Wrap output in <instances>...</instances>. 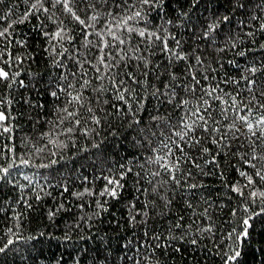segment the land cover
<instances>
[{
	"label": "trees",
	"instance_id": "16d2710c",
	"mask_svg": "<svg viewBox=\"0 0 264 264\" xmlns=\"http://www.w3.org/2000/svg\"><path fill=\"white\" fill-rule=\"evenodd\" d=\"M35 2L0 0V17H4L0 19V30L12 24L7 37L0 38V51L7 49L4 59H8L10 53L13 58L11 71L19 72L11 89L0 84V96L12 101L9 110L13 117L10 122L13 139L8 140V134H4L0 144L7 146L3 148L4 153L13 145L16 149L8 158H0L3 166L13 165L9 175L0 180V247L8 239L14 241L4 253H0V264H221L215 254L216 245L231 244L232 241L226 239L227 232L232 227L239 230L240 219L259 212L262 206L259 201L247 200L249 189L244 190L243 198L230 190L237 181L241 185L246 183L239 170L253 172L241 160L245 152L251 151L248 141L243 136L240 141L234 139L233 133L227 129L233 113L229 112L228 119L222 120L220 104L213 102L212 116L221 120L218 127L227 133L224 143L230 147L213 144L208 133L197 132L201 144L194 148L185 146V152L189 157H199L196 162L203 171L176 152L183 172V175L176 173L181 184L177 186L170 181L157 194L153 187L168 179V175L146 158L153 155L152 149L164 154L166 150L159 141L169 135V129L164 126V121H152L150 117H170L171 123L175 124L188 106L174 109L162 102L165 97L157 100L150 93L169 82L170 73L177 76L172 83L193 84L186 71V65H192L206 90L209 85L219 84L228 93L240 91L238 100L241 97L247 100L250 94L243 90L244 82L237 85L231 81L240 80L242 72L249 74L245 68L254 66L258 69L254 78L264 82V49L260 47L264 44V32L259 30V25L264 23V0H165L163 7L145 6L149 27L167 28L180 40L188 59L178 61L173 58L169 67L167 54L156 47L155 54L149 57L146 77L143 66L137 67L140 63L137 60L128 61L127 67L121 62L113 69L114 73H119L117 80L127 81L124 73L132 72L141 83L129 86L135 88L139 97H147L139 101L143 105L139 115L141 124H132L131 127L130 118L118 116L112 107V104L121 108L126 105L116 99L108 78L97 79L107 72L99 65L98 38L89 36L92 44L85 47L87 41L80 26L63 14L59 5L51 8L53 0H44V6L49 7V12L45 13L42 9L31 8ZM238 3L244 7L236 6ZM100 7L107 10L106 5ZM113 11L118 9L113 8ZM78 14L83 18V13ZM253 15L257 19L253 20ZM59 20L64 21L67 35L63 41L50 40L44 33L54 32ZM165 20L172 23L166 24ZM209 25H216L215 31L204 38L203 33ZM96 27H101L99 22ZM250 31L253 36L247 35ZM156 45L159 46V41ZM139 46L142 52L137 55H146L144 44ZM169 46L174 47L175 42L169 40ZM241 51L245 55H239ZM61 52L63 56L59 55ZM197 56L202 65L197 64ZM16 57L22 63H15ZM96 67H101L100 73L96 72ZM204 75L207 80L202 78ZM85 80L90 83L84 85ZM225 80L229 82L224 83ZM69 84L74 87L69 88ZM101 86L104 91H96ZM61 87L66 91H60ZM165 91L170 93L171 89ZM52 92L57 96L53 97ZM68 92L80 93L83 97L80 103L67 105L69 111L79 113L70 118L80 119L79 126L69 121L59 122L66 115L61 110L71 99ZM176 92L177 98H190L182 87H177ZM199 94L198 86L196 95ZM259 99L264 102V97ZM131 102L134 109L138 108L135 99ZM196 103L193 99L192 105ZM89 107L93 109L92 113L88 112ZM93 115L100 119L99 126L92 121ZM157 124L161 125L159 129ZM149 125L157 132L156 137H149L151 144L145 140L147 132L142 134L139 131ZM68 127H73L74 131L67 133ZM211 135L218 137L216 133ZM203 147H207L209 153H203ZM37 148L43 151L38 152ZM261 151L257 148V155ZM213 156L218 165L205 163ZM22 160L29 163L23 164ZM128 168L132 171L121 181L124 187L119 190L118 198L99 195L106 185L104 177L119 178ZM189 169L191 177L187 175ZM155 171L161 174L153 177L151 173ZM254 179L256 189L264 190V182L255 176ZM190 184L198 187L190 189ZM167 200L171 203L165 206ZM131 204H135L132 215L137 210L147 212L146 216L138 215V222L134 225L129 223ZM245 207L249 209L248 213L244 212ZM233 210L237 212L235 217ZM251 223V240L244 250L242 264H264V252L253 251L264 246V215L254 216ZM209 226L212 233L200 231ZM9 228L12 233L7 231ZM156 234L161 237L159 241L153 239ZM173 236L176 239H172ZM193 238L197 239L196 245L190 243Z\"/></svg>",
	"mask_w": 264,
	"mask_h": 264
},
{
	"label": "snow or ice",
	"instance_id": "6c2138e0",
	"mask_svg": "<svg viewBox=\"0 0 264 264\" xmlns=\"http://www.w3.org/2000/svg\"><path fill=\"white\" fill-rule=\"evenodd\" d=\"M164 4L165 0H118V2L117 0H53V2L50 3L51 8H56L59 5L62 9V13L70 16L71 19L80 26L84 39L87 41L85 47L92 44V41L88 39L89 36L95 35L98 38L99 44H97L96 47L100 53L99 65L106 69L107 72L104 75L98 76L97 79L103 80L105 79V76L108 78L111 87L116 92V99L126 105L125 108H121L117 104H112V107L116 109L118 116L123 115L130 118V127L132 124H141L139 115L143 105L140 104L139 101L141 99L146 100L147 97H139L135 88L129 86V84L141 83V81L136 78L132 72L124 73V76L128 77L127 81L124 79L117 80L116 76L119 75V73H114L113 69L118 68L121 62H123L125 67H127L128 61L137 60L140 62L137 64V67H141V65L143 66L145 69L143 75L146 77L148 75L147 69L150 63L149 57L155 54L156 47H159L160 52L167 54L170 61L169 67H171V61L173 58L178 61L188 59V54L184 53L180 40L169 33L167 28L159 25L155 28L149 27L150 21L147 18L148 13L144 11L145 6L156 8L158 6L163 7ZM38 5L39 8H37ZM101 5H106L107 10L104 11L101 9ZM236 6L243 8L244 4L238 3ZM31 8L36 9L37 11L42 9L45 13L49 12V7L44 6V0H36V2L31 5ZM113 8L118 9V11H113ZM78 13H83V18ZM3 18L4 17H0V19ZM49 19H52V17L50 16ZM252 19L255 20L257 17L253 15ZM224 20L227 21L228 17L225 16ZM98 22L101 25L99 29L96 27ZM13 23H15V21H13ZM165 23L171 24L172 21L165 20ZM11 27L12 24H8L7 27L0 30V38H6L8 30ZM215 27L216 25H209L208 29L203 33V37L207 38L210 32L215 31ZM89 29H92L93 31H89ZM259 30L264 32V23L259 25ZM44 35L49 37L50 40L63 41L67 35L64 27V21L59 20V26L57 29L52 33L45 32ZM247 35L253 36L254 33L250 31ZM105 37H108L109 39H105ZM69 39H72V37H69ZM169 40L175 42L174 47L169 46ZM157 41H159V46L156 45ZM141 43L144 44L143 51L147 53L146 55H137V53L142 52L139 46ZM232 46L235 47V44ZM260 47L264 49V44H261ZM54 48L55 46H53V49ZM221 51H223V49H221ZM5 52H7V49L0 51V84H3L6 89H11L12 84L16 81V77L19 76V72L13 73L11 71L12 63L10 62L13 61V58L9 53L8 59H4ZM59 55L63 56L64 53L61 52ZM239 55L243 56L245 53L241 51ZM195 59L197 64L202 65L203 62L200 57L197 56ZM14 62L22 63L19 57H16ZM56 63L59 64V61ZM234 66L237 68L240 67L239 65ZM95 70L97 73H100L101 67H96ZM186 71L190 74V79L194 82L193 84L177 85L172 83V81L177 80V76L175 73H170L169 82L163 83L160 88H155L154 91L150 93V95L155 97L157 100H159L162 96L165 97V100L162 102L172 105L174 109H184L185 106H188V110L184 112V115H182L175 124L171 123L170 117H150L152 121H164V126L169 129V135L159 141L162 148L166 150L164 154H159L158 149H152L153 155L146 158L151 163L159 165V167L164 169L168 175V179L163 180L159 186H154L153 191L159 194L160 190L164 189L170 181L177 186L181 184V180L176 173H181V175H183V172L180 167V158L175 156L176 152L181 153V155L186 158L187 162L193 167L203 171L201 165L196 162L199 157H189L188 153L185 152V146L188 148H194L196 145L201 144V137L197 135V132L202 131L204 133H208L211 136L213 144H223L224 147H230V144L224 143V141L227 140V133L218 127L221 120H217L212 116L213 102H219V114L222 120H227L228 113L232 112L233 119L227 125V129L233 133L235 140L240 141L241 136H243V138L248 141V148L251 151L245 152L241 156V160L248 168H251L253 172L250 174L246 170H239V175L246 180V183L241 185L240 182L237 181L231 186L230 190L243 198L245 194L244 190L249 189L247 200L252 202L259 201L262 206L259 212H254L252 215L247 216V218L240 219L239 230H237L236 227H232L227 232L226 239L231 240L232 243L217 244L215 254L219 256L221 264H242V257L245 255L244 250L248 246L249 240H251V221L254 216L264 215V190L256 189L257 181L254 179L255 176L260 182H264V102L259 99V97H264V82H259L254 78L256 72L258 71L256 67H246L245 72L250 75L242 72L240 80L231 81L237 85L243 81V90L250 94L247 100L243 97L238 100L237 97L241 96L240 91H236L235 94L228 93L224 89L220 88L219 84L216 86L209 85L206 90L203 86H201V81L197 78L192 65H186ZM158 78L159 77H157V79ZM202 78L204 80L208 79L206 75ZM228 82V80L224 81V83ZM20 83L23 84V81H20ZM89 83L90 82L87 80L84 81V85ZM198 86L200 94L196 95ZM68 87L72 88L74 85L69 84ZM177 87H182L184 92L190 95V98H177ZM167 89H171L170 93L165 91ZM60 91L64 92L66 89L61 87ZM96 91L103 92V86L96 89ZM220 93H223V95ZM51 95L56 97L57 93L52 92ZM67 95L71 97V99L66 101V106L61 110L63 113H66V115H63L59 122L63 123L64 121H69L70 123H74L79 126L81 124L80 119L70 120V118L77 117L79 113L75 110L69 111L67 105L80 103L83 99L82 94L77 93L76 95H73L71 92H68ZM134 99L139 105L136 109L133 108L131 102ZM193 99L197 102L195 106L192 105ZM11 103L12 101L10 99L5 100L2 96H0V138L4 137V134H8L7 139L10 141L13 139V127L10 123L13 117L11 116V112L9 110ZM104 103H107V101H104ZM82 106L83 105H81V107ZM92 111L93 109L89 107L88 112L92 113ZM91 119L97 126L101 124L100 119L95 117V115H93ZM156 127L159 129L161 125L157 124ZM241 128L244 129L243 132H241ZM73 131V127H68L66 129L67 133H72ZM93 131H95V129H93ZM139 131L142 134L147 132L145 140H147L149 144H151V139H149V137L157 136V132L152 131L150 125L147 128L141 127ZM213 133L218 134V137L212 136L211 134ZM236 133H240V135H236ZM52 134L53 133H49V135ZM84 134H88L87 129H85ZM160 135L163 137L164 133L161 131ZM173 137L177 139H173ZM166 140L168 142H165ZM51 142L53 141H50V143ZM4 147L7 146L0 144V158H8L9 154H15L16 149L14 145L7 148V153L3 152ZM257 148L262 149L259 155H257L256 152ZM36 151L40 152L43 151V149L37 148ZM202 151L203 153H209V149L207 147H203ZM253 161H255V163H253ZM21 163L28 164L29 161L22 160ZM205 163L218 165L215 156H213L211 161H205ZM12 166V164H8V166L0 164V173H2V175H0V180H4L9 175V170ZM44 167H47V165H44ZM123 167L124 166L121 165V168ZM131 171L132 169L128 168L125 172L121 173L119 178L104 177L106 185L99 195H107L113 199L118 198L119 190L124 187L121 181L124 179V176ZM160 174L161 173L159 171L151 173L153 177L159 176ZM137 175H139V173H137ZM187 175L189 177L192 176L190 169L188 170ZM25 179H28V177H25ZM196 187H198L196 184L188 185V188L190 189H195ZM65 191H67V189H65ZM37 198L39 199V197ZM170 203L171 200H167L165 206ZM99 207L103 211H107L103 205H99ZM189 207H191V204H189ZM131 209H135V204L130 205L129 223L132 225L138 222L136 219L138 215H147L146 211L141 213L140 210H137L136 213L132 215ZM244 212L248 213L249 209L245 207ZM232 215L234 217L237 215L236 210H233ZM176 227L179 228L180 225L177 224ZM7 231L9 233L13 232L11 228L7 229ZM200 231L212 233V227L209 226L200 229ZM153 239L159 241L161 237L159 234H156ZM172 239H176V237L173 236ZM181 239H183V237H181ZM13 243L14 241L12 239H8L7 243H5L3 247H0V253H4ZM190 243L196 245L197 239L193 238ZM156 246L159 247L160 245L157 244ZM168 246L171 245H166V247ZM176 251H179V249L177 248ZM253 251L254 253L264 252V246L260 249H253Z\"/></svg>",
	"mask_w": 264,
	"mask_h": 264
}]
</instances>
